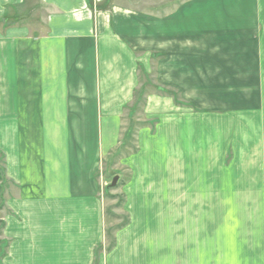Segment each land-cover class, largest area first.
I'll return each mask as SVG.
<instances>
[{"label":"crops","instance_id":"obj_1","mask_svg":"<svg viewBox=\"0 0 264 264\" xmlns=\"http://www.w3.org/2000/svg\"><path fill=\"white\" fill-rule=\"evenodd\" d=\"M260 38L264 0H0V264H264Z\"/></svg>","mask_w":264,"mask_h":264},{"label":"rangeland","instance_id":"obj_2","mask_svg":"<svg viewBox=\"0 0 264 264\" xmlns=\"http://www.w3.org/2000/svg\"><path fill=\"white\" fill-rule=\"evenodd\" d=\"M137 1V0H136ZM258 42L261 41L262 46V58H263V63H264V38L263 39H257ZM143 80V79H142ZM152 79L151 78H145L143 80V84L144 87L146 88V92L149 91V87L151 83ZM144 88H142L141 94L139 97H137V100L135 101L134 105L132 106L131 109V115L134 114L135 112H140L141 111V106L143 105V98H142V94H143V90ZM148 90V91H147ZM264 121V119H262ZM264 154V150L262 151ZM1 157V156H0ZM1 162V160H0ZM257 167L256 170L257 172H263L264 173V157L263 160L257 163ZM114 177L117 176H112L110 172H107L106 176H105V181H106V186L105 188H107V194H106V210H105V230H104V237H105V246L103 247V250L105 251H109L111 249H113L114 245H115V235L116 233L125 228L128 224V219H127V215L123 214L121 212V208H122V197L114 194V191L117 189L118 184H119V178L117 180V183L114 187H110ZM1 212V211H0ZM1 216V213H0Z\"/></svg>","mask_w":264,"mask_h":264},{"label":"trees","instance_id":"obj_3","mask_svg":"<svg viewBox=\"0 0 264 264\" xmlns=\"http://www.w3.org/2000/svg\"><path fill=\"white\" fill-rule=\"evenodd\" d=\"M0 210H2V208L4 207V200H3V197H2V190H3V187L6 183V179H5V170H4V167H3V160H2V157H0ZM122 204H123V200L121 201ZM3 228V223L0 221V230Z\"/></svg>","mask_w":264,"mask_h":264},{"label":"water","instance_id":"obj_4","mask_svg":"<svg viewBox=\"0 0 264 264\" xmlns=\"http://www.w3.org/2000/svg\"><path fill=\"white\" fill-rule=\"evenodd\" d=\"M117 180H118V177H114L110 187H114L116 185V183H117Z\"/></svg>","mask_w":264,"mask_h":264}]
</instances>
